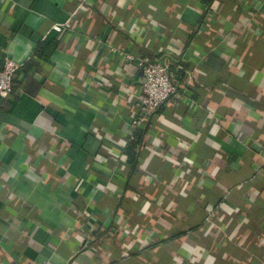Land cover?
I'll list each match as a JSON object with an SVG mask.
<instances>
[{"label":"crops","instance_id":"0c3cea01","mask_svg":"<svg viewBox=\"0 0 264 264\" xmlns=\"http://www.w3.org/2000/svg\"><path fill=\"white\" fill-rule=\"evenodd\" d=\"M147 54L178 85L135 124ZM7 55L0 264H264L261 0H0Z\"/></svg>","mask_w":264,"mask_h":264},{"label":"built area","instance_id":"2783aa9c","mask_svg":"<svg viewBox=\"0 0 264 264\" xmlns=\"http://www.w3.org/2000/svg\"><path fill=\"white\" fill-rule=\"evenodd\" d=\"M264 3V0H261ZM128 58H133L131 54ZM139 64L143 68L142 87L136 95L142 109L140 118H135L133 122L139 124L147 118L153 111L166 103L171 95L176 92L177 81L170 73V64L159 57L147 54L139 59ZM22 64L18 63L12 56L4 58L3 66L0 69V96H9L16 88V74ZM122 149V148H121ZM31 264H56L51 259Z\"/></svg>","mask_w":264,"mask_h":264},{"label":"trees","instance_id":"16d2710c","mask_svg":"<svg viewBox=\"0 0 264 264\" xmlns=\"http://www.w3.org/2000/svg\"><path fill=\"white\" fill-rule=\"evenodd\" d=\"M145 131H146L145 129H142L141 127H137V129L131 135L132 138L129 142V146L126 145L120 151L122 155V159L124 158V162L126 164L129 163L131 167V172L136 171L138 164V147L143 142Z\"/></svg>","mask_w":264,"mask_h":264}]
</instances>
